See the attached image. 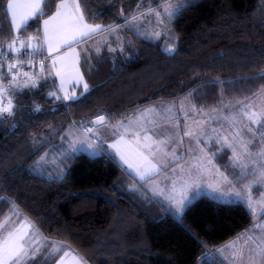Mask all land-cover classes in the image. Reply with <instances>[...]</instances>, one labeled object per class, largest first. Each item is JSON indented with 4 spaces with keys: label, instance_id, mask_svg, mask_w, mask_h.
Instances as JSON below:
<instances>
[{
    "label": "trees",
    "instance_id": "16d2710c",
    "mask_svg": "<svg viewBox=\"0 0 264 264\" xmlns=\"http://www.w3.org/2000/svg\"><path fill=\"white\" fill-rule=\"evenodd\" d=\"M168 1L81 0L92 23L129 22L131 42L124 51L95 55L93 69L84 61L92 89L76 100L48 95L53 83L45 75L39 88L16 93L13 115L0 116V221L17 205L47 236L70 243L90 264H225L207 252L250 227L253 217L244 203L203 194L177 217L108 150L62 158L65 172L55 178L34 168L50 144L40 136L44 130L47 136L54 129L61 135L74 121H93L101 114L117 120L138 107L185 95L206 109L264 87V0H188L171 21L165 18L167 34L158 39L151 35L155 19L153 28L140 32L132 26ZM6 5L0 0L3 51L17 35ZM44 8L40 21H31L20 36L40 34L55 3L46 0ZM133 16L140 17L130 22ZM170 44L173 52L166 51ZM227 155L220 154L218 161L229 170ZM52 259L41 255L35 264H53Z\"/></svg>",
    "mask_w": 264,
    "mask_h": 264
},
{
    "label": "rangeland",
    "instance_id": "374dc122",
    "mask_svg": "<svg viewBox=\"0 0 264 264\" xmlns=\"http://www.w3.org/2000/svg\"><path fill=\"white\" fill-rule=\"evenodd\" d=\"M166 3H175V0ZM166 3H164L162 7L154 9L155 12L161 13L163 23L158 22L155 12L149 11L147 14L141 16L138 21L134 22L132 26L140 32L142 27L149 26L153 28L155 19L154 27L157 28H154V32H159L160 35L163 33L167 34V31L163 28L165 23L163 6ZM47 18L48 16L43 19ZM17 35H19V33H17ZM30 36L42 37L43 33L40 32V34H32ZM20 37L27 41L28 37ZM130 38V33L127 31L126 27H123L119 32L116 30L115 32L98 35L95 39L83 44L82 47L73 46V43L71 47L59 48L57 51L60 50V52L51 58L44 73L45 76H49L50 70L48 66L51 69L52 76L54 75L52 72L53 69L58 67L61 71V78L59 77L56 80L54 78L55 84H53L52 92H55L61 97L66 93L74 94L77 97L76 99L85 95L92 89V85L85 77L79 60L78 62L76 61L73 52H78L81 55V50L87 49L86 54L90 55L95 52L100 53L104 47L109 49L118 48V52L124 51L127 44L131 42ZM154 38L158 39V37ZM165 38L169 40L173 38V36L170 35ZM117 40H119L118 43H116ZM33 43H36V41ZM168 48H174L175 50V45L170 44L166 46V49ZM97 49H99L98 52L96 51ZM56 57H63L64 61L62 63L57 60L56 67H52V62ZM81 75L83 79L80 80L79 83H75ZM10 82L11 80L5 79L4 77L0 79V84L6 87ZM84 83H87L89 86L87 92L84 91ZM18 91L19 90L16 89H9L8 95L12 98L14 107L15 95ZM81 93H83V95H81ZM62 100L64 102L73 101ZM4 102L6 103V98ZM249 103L252 104V108L246 109L248 111L258 112L264 108V87L253 95L224 99L220 105L211 106L206 109L199 108L192 101L190 95H185L178 99L157 101L138 107L128 111L117 120L105 122L104 126L95 125L93 121H79L77 124L71 123L61 135H58L56 129H54V132L47 136L44 130L40 133V136H42V139L46 142H50V144L48 145L47 151L41 156L44 157V159L41 160V157H39L34 168L36 172L49 178L61 176V173H64L65 169L64 166L61 165L60 160L65 156L76 155L81 152H85L91 156H97L102 153L103 149L101 147L93 152L81 144V141L96 144V139L100 141L103 139L99 137L119 136V139L117 138L114 144V148L118 154L114 153L116 159L135 178L140 177L139 172L143 171L145 167H148L149 162L156 165L158 170L155 173H157V175L151 179L150 184H153L155 187L154 192L160 197V202L169 211H171L170 205L173 203L169 197L175 196L179 198L181 195L182 189H173L178 184L187 186L189 192L192 191L194 185H199L200 187L197 190L199 194L195 199L200 195L207 194L218 201L242 202L247 206L245 186L253 181L255 178L252 174L253 170L259 171L260 166L258 164L249 163L245 178L238 179V177L241 176V171L239 167H234L230 163V158L232 157L231 150L225 149L223 152L218 151L221 145L216 144L215 140L218 136H227L231 141L233 134L240 131L243 126L247 125L254 129L257 127L251 124L247 118L240 113V109L243 105ZM193 105L195 109H193ZM148 109H152V111H146ZM166 109L171 110L166 111ZM213 109H215V111H213ZM233 116L235 117L234 120L225 119V117L230 118ZM88 125L91 126V128L88 129L89 132L81 130V127H86ZM185 131H192L195 135L191 137L185 136ZM261 132H264V128L259 129L255 138L246 131L242 132L241 136L238 137V139L245 143L250 140L254 141L248 148V151L253 154V159H258L255 154L261 150V147H264V140L260 139ZM145 137H150V139H145ZM209 137L212 139L210 140ZM197 138L199 139V143H197ZM161 141H163V143H160ZM102 144L105 146L104 142ZM235 146L238 152H242L239 144ZM226 151L228 153L227 168L229 170L222 168L218 161L220 154H224ZM213 153H216V155L214 156ZM122 156L123 159L121 158ZM224 177H227V181L224 180ZM229 181L231 184L228 183ZM214 188H221L223 191L239 193V195L233 194L220 197L213 191ZM251 194L254 200H258L261 195H264V185H253ZM256 212H259V208L256 209ZM251 215L253 221L248 229L253 228L254 225V216L252 213ZM25 218L34 225V230L28 238L29 241L35 240L37 244L41 245L45 249L42 255L45 258L53 257V264H76L73 257L83 258V260L87 261V264H90L70 243L47 236L37 222L17 205H14L12 210L1 219L0 224H3L4 227L0 229V238L7 236L9 231L23 224ZM255 219L260 225H264V216ZM243 234V238L239 241H237V237L226 241L211 249L207 252V255H213L222 260L225 264H251L252 257H256L255 264H262L256 254L258 252V245H261L262 240H264V228L249 232L244 231ZM239 236H241V234ZM250 237L252 238L251 240L249 239ZM233 241H236L235 249L226 247V245H229ZM57 248L60 249V251H55ZM65 252L69 253L67 257L64 256Z\"/></svg>",
    "mask_w": 264,
    "mask_h": 264
},
{
    "label": "snow or ice",
    "instance_id": "6c2138e0",
    "mask_svg": "<svg viewBox=\"0 0 264 264\" xmlns=\"http://www.w3.org/2000/svg\"><path fill=\"white\" fill-rule=\"evenodd\" d=\"M45 2L46 0H7L5 14L9 15L10 26L13 31L19 33L21 30L25 29L26 26H29L31 21L35 20L39 22L40 18L46 14L44 8ZM84 2L87 3V0H84ZM53 3H55L54 13L51 16H48L47 19H43L42 29H38V32H43L42 37L30 36L27 38V41H25L19 35H16L11 39V42L7 44V50L15 57V62L6 64L8 74L11 76L10 84L7 87L3 84H0V116H3L4 114L9 116L13 115L14 105L12 98L8 95L9 89H37L40 87L41 81L46 79L44 76L46 71L44 60L39 61V75L18 70L19 68H22L25 63H27L29 66H33L34 57L37 55H44L45 48H47L48 56H50L52 52L57 51L59 48L71 47L73 43L90 38L98 31L115 32L117 28L123 27V25L105 27L99 24H88L86 22L85 11L81 8V0H59V2L53 0ZM187 6L188 0H175V3H166L163 6V16L164 18H167L169 21H171L173 17L177 16ZM150 12H155V10L150 9ZM155 15L158 19V22L163 23V20L161 19V13L155 12ZM136 19V16L132 17L133 21ZM151 35L159 37L160 33L153 32ZM33 41H36V43H33ZM17 42H19V47H16ZM84 51L86 54L87 49ZM96 51L98 52L99 49ZM166 51L172 52L174 51V48H168ZM73 55L76 57V61L78 62L80 53L74 51ZM57 60L63 63L64 58L56 57V59H54L52 62V67H56ZM4 66V63H0V68H3ZM50 74L51 73H49V75ZM56 75H62L59 69L56 71ZM2 78L3 74L0 73V79ZM82 79L83 76L81 75L79 76V79L75 81V83H79V81ZM83 88L84 91L87 92L89 89L88 84L84 83ZM48 95L55 97L57 100H74L77 98L74 94L68 93H66L63 97L58 96L55 92H49ZM81 95H83V93H81ZM5 98L6 103L4 102ZM192 107L195 109L194 105ZM251 108V103L245 104L240 109V113L242 116L246 117L251 124L257 126L255 129L245 125L240 131H237L233 134L231 141L227 136H218L215 140L216 144L221 145V148L218 151L223 152L225 149L231 150L232 157L230 158V163L234 167H239L241 171V176L238 177V179L245 178V174L248 172L249 163L258 164L260 166L259 171L253 170L252 174L255 177L253 181L249 185L245 186V191L247 193V208L254 216L253 228L246 229L245 232L264 228V225H260L255 219L257 217L264 216V195H261L258 200H254L251 194L253 185H264V147H261V150L255 154L258 159H253V154L248 151V148L249 145L254 143V141L250 140L245 143L238 139V137L241 136V133L245 131L255 138L257 132H259V129L264 128V108L258 112L246 110ZM36 110H40L38 105L36 106ZM170 110L171 109H166V111ZM146 111H152V109H148ZM213 111H215V109H213ZM225 119L234 120L235 117H225ZM95 123L104 126L105 117L99 116ZM184 135L191 137L195 134L192 131H185ZM145 139H150V137H145ZM209 139L211 140L212 138L209 137ZM260 139L264 140V132L260 133ZM80 143L83 144L87 149L95 152L96 150L100 149L103 141L101 140L100 143L97 144L87 143L85 141H81ZM160 143H163V141ZM197 143H199L198 138ZM236 144H239L242 152L237 151V147L235 146ZM113 147H115V145H113ZM213 155L215 156L216 153H213ZM121 158L123 159V156ZM43 159L44 157H41V160ZM157 170V166L149 162V166L145 167L143 171L139 172L140 179L143 180L147 178ZM62 175L63 173H61V176ZM224 180L227 181V177H224ZM228 183L231 184L230 181ZM199 187V185H194L192 191L189 192L188 187L185 186V188L181 191L179 198H176L175 196L169 197V199L173 202L172 205H170V210L174 212L177 217H180L183 214L185 209L199 194L197 191ZM213 191L220 197L233 194L239 195V193L223 191L221 188H214ZM257 208H259V212H256ZM3 227L4 225L0 224V229H3ZM33 230L34 225L28 221L27 218H25V222L23 224L13 228L12 231L8 232L7 236L0 238V264H35L45 249L41 245L37 244L35 240L29 241L28 238L32 234ZM243 236L244 234L242 233L241 236L237 237V241L242 239ZM249 239L251 240L252 238L250 237ZM235 244L236 241H233L229 245H226V247L235 249ZM55 251H60V249L57 248ZM68 255V252L64 253L65 257ZM256 255L259 257L262 264H264V240H262L261 245H258V252ZM73 259L76 261V264H87V261L83 260V258L73 257ZM255 259L256 257L251 258V264H255Z\"/></svg>",
    "mask_w": 264,
    "mask_h": 264
},
{
    "label": "crops",
    "instance_id": "0c3cea01",
    "mask_svg": "<svg viewBox=\"0 0 264 264\" xmlns=\"http://www.w3.org/2000/svg\"><path fill=\"white\" fill-rule=\"evenodd\" d=\"M81 8L83 9L82 5H81ZM51 15H52V14H51ZM51 15H49V16H51ZM139 17H140V16H138L137 19H138ZM45 18H46V17H45ZM86 21H87V23L90 24V25H94V24H95V23H92V22L88 21L87 18H86ZM132 21H133V20H131L130 22H132ZM127 23H129V22H127ZM127 23L120 24V25H123V27H125V25H126ZM99 25H101V24H99ZM102 26H103V25H102ZM123 27H119V28H117V31H118V32L121 31V29H122ZM41 29H42V27H41ZM41 33H43V32L41 31ZM105 33H109V31H98V32L94 33L90 38H87V39H85V40H83V41H80V42L74 43L73 46H76V47H82L83 44L88 43L89 41H91V40L95 39L96 37H98V35H102V34H105ZM27 37H28V36H27ZM33 42H34V41H33ZM118 42H119V40L116 41V43H118ZM116 43H115V44H116ZM118 46H119V45H118ZM118 46H116V47H118ZM106 49L109 50V51H111L109 48L104 47L100 53H96V52H95V53H91L90 55H87V54H85V51H84V50H81L82 52H81V55H80L79 63H80V65H81V68L83 69V71H84V61H85V60H89V62H90V68H89V69H93V68H95V67H96V66H95V62L93 61L94 56H95V55H99V54H101V53H102L103 51H105ZM112 49H113V48H112ZM117 49H118V48H117ZM117 49H114V50H112V51H117ZM61 50H63V49H61ZM58 52H60V50H59V51H56V52H53V53H51L50 56H48L47 48L44 49V53L48 56V63H50L51 58H53V56H54L55 54H57ZM48 68H49V70H50L49 73H51V69H50L49 66H48ZM58 69H59V68L57 67L56 69H53V70H52V72H53V74L55 75V77H54V75L52 76L51 74L48 76V78L52 81L53 84H55L54 78H55V80L58 79L59 77L61 78V76H57V75H56V71H57ZM59 70H60V69H59ZM84 73H85V71H84ZM3 77H4V76H3ZM85 77H86V75H85ZM8 85H9V84H8ZM55 86H56V85H55ZM61 100H62V99H61ZM106 118H107V121H106V122H108L109 119H108L107 116H106ZM73 123H76V124H77L76 121H74ZM81 130H83V131H85V132H89V130H88L86 127H81ZM99 138H101V139L103 138L102 140H104L103 142H104L105 146L107 147L108 152L111 153L113 156H115L114 153L117 154V151L115 150V148L113 147V145L115 144L117 138L119 139V136H118V137H117V136H107V137H99ZM94 139H95V138H94ZM117 155H118V154H117ZM68 156H70V155H67V156H65V157H68ZM65 157H64V158H65ZM115 158H116V157H115ZM156 175H157V173H153L152 175L148 176L147 178H145V179H143V180H141L140 177H136V179L138 180V182H141V183H142L143 188H144V189H145V190L151 195L152 198H154L155 200H157V201L160 202V197L157 196V194L154 192V188H155V187L153 186V184H150L151 179H152L154 176H156ZM154 185H155V184H154ZM177 188L183 190V189L185 188V185L178 184V185L175 186L173 189H177Z\"/></svg>",
    "mask_w": 264,
    "mask_h": 264
},
{
    "label": "built area",
    "instance_id": "2783aa9c",
    "mask_svg": "<svg viewBox=\"0 0 264 264\" xmlns=\"http://www.w3.org/2000/svg\"><path fill=\"white\" fill-rule=\"evenodd\" d=\"M16 47H19V42H17ZM24 58V57H21ZM26 59V58H24ZM44 60L45 63V69L47 68V64H48V56L46 54L44 55H37L34 57L33 59V66H29L27 63L24 64V66L22 68H19V71L22 72H29V73H34L36 71L40 72V66H39V61ZM15 62V57L8 52V50L3 51L0 50V63H4L5 66L3 68H0V73H2L6 79L11 80V76L8 74V70L6 67L7 63H14ZM87 129H90L91 126L88 125L86 126ZM96 144L100 143L99 139L95 140ZM101 148L103 149V151H107V148L105 146H103V144H101Z\"/></svg>",
    "mask_w": 264,
    "mask_h": 264
},
{
    "label": "water",
    "instance_id": "95a60500",
    "mask_svg": "<svg viewBox=\"0 0 264 264\" xmlns=\"http://www.w3.org/2000/svg\"><path fill=\"white\" fill-rule=\"evenodd\" d=\"M99 116H103V117H105V122L107 121L106 115H105V114H101V115L96 116V117L93 119V123H94L95 125H99V124L95 123L96 120H97V118H98Z\"/></svg>",
    "mask_w": 264,
    "mask_h": 264
}]
</instances>
